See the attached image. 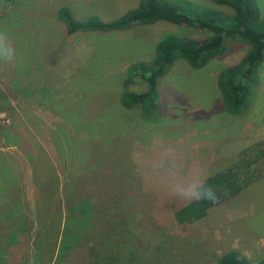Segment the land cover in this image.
<instances>
[{"label": "rangeland", "instance_id": "374dc122", "mask_svg": "<svg viewBox=\"0 0 264 264\" xmlns=\"http://www.w3.org/2000/svg\"><path fill=\"white\" fill-rule=\"evenodd\" d=\"M190 1L227 11L209 0ZM257 3L264 15V0ZM61 5L77 19L110 20L137 0H0V250L1 236L15 227L16 242L34 247L43 218L36 193L40 196L45 179L46 196L63 205L62 225L77 201L88 200L103 212L94 213V226L77 245L87 255L99 241L95 229L120 218L142 245L169 241L174 264H216L230 250L259 264L264 258V60L251 104L235 116L223 109L215 78L244 54L245 44L226 39L223 53L201 69L176 60L159 80V117L148 122L138 108L119 104L127 66L152 59L164 33L198 40L210 34L162 23L67 35L55 19ZM130 89L143 92L145 85L136 80ZM222 174L233 181L218 184L220 200L206 215L177 222L174 211L194 201L198 188L219 178L224 182ZM60 216L57 209L41 225L42 235H48H40L41 242L50 244ZM41 254L36 264H43ZM56 256L57 251L53 261ZM30 258L19 264H33Z\"/></svg>", "mask_w": 264, "mask_h": 264}, {"label": "trees", "instance_id": "16d2710c", "mask_svg": "<svg viewBox=\"0 0 264 264\" xmlns=\"http://www.w3.org/2000/svg\"><path fill=\"white\" fill-rule=\"evenodd\" d=\"M209 1L224 7L227 11L205 7L190 0H137L136 6L110 20H104L98 15H87L77 19L70 13L67 5L57 7L55 19L61 23L67 35L128 31L135 25L150 26L162 23L188 26L210 34L205 40H198L192 36L173 32L164 33L155 43L152 59L137 60L127 66L119 104L126 110L138 108L141 118L148 122L156 121L159 117L157 103L159 80L176 60H184L192 69H201L209 60L223 53L226 39L242 42L246 45L244 54L222 66L215 78L223 109L230 115H241L251 104L254 89L260 82L259 68L264 60V15L260 13L257 0ZM136 80L144 83L143 92L130 89ZM225 174L221 175L224 182L219 178L206 187L198 188V197L194 201L174 211L175 220L182 223L204 217L206 212L220 200L216 198L215 191L218 184L227 183V186H231L228 182L233 180ZM40 182L43 190L40 196L36 193V197L39 198L36 205L41 207L43 218L38 220L39 227L35 228L38 240L33 248L24 249V240L19 244L16 242L18 227L12 230L8 226L11 231L1 236L0 255L3 254L4 258L1 259L0 264H19L20 261L25 260L24 257L31 262L30 255L33 264H36L34 260L39 257L40 252L42 258L39 261L43 264H174L175 256L171 255L172 245L169 241L163 238L159 239L154 247L151 244L142 245V242H139L122 222L121 224L118 222L120 218L109 226L108 223L102 225L100 230L95 229L99 241L94 243L91 255L94 258L90 260L91 256L83 251V247L77 245L80 244L79 240L83 235L90 232L89 228L94 226L95 222L91 220L94 213L100 211L92 207L88 200L77 201L75 206L67 211L62 225L60 208L63 211V205L60 199L47 197L46 193L50 191L47 187L48 182L45 179ZM65 203L66 201L64 209ZM57 209L58 218L60 216L59 223L49 237L50 244L47 245L48 235L44 237L40 227ZM73 211L76 212L75 216ZM21 231L25 233L24 230ZM59 231H61L60 240L57 239ZM40 235L42 239L46 238L43 242ZM55 251L58 256L53 261ZM15 255H21L20 260H14ZM216 264L256 263L230 250L220 255ZM259 264H264V258Z\"/></svg>", "mask_w": 264, "mask_h": 264}]
</instances>
